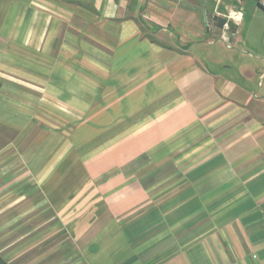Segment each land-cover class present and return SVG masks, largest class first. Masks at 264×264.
<instances>
[{
	"label": "crops",
	"instance_id": "obj_1",
	"mask_svg": "<svg viewBox=\"0 0 264 264\" xmlns=\"http://www.w3.org/2000/svg\"><path fill=\"white\" fill-rule=\"evenodd\" d=\"M0 57L61 116L0 91L7 264H264L257 0H0Z\"/></svg>",
	"mask_w": 264,
	"mask_h": 264
},
{
	"label": "rangeland",
	"instance_id": "obj_2",
	"mask_svg": "<svg viewBox=\"0 0 264 264\" xmlns=\"http://www.w3.org/2000/svg\"><path fill=\"white\" fill-rule=\"evenodd\" d=\"M259 6V5H258ZM254 18L253 20L255 22H257V9L258 7L256 6L255 4V1H254ZM252 54V56L250 57H246L249 61H255L257 62V60L253 59V56L257 54V52L255 51H252L250 52ZM29 55V53H28ZM249 56V55H248ZM256 57V56H254ZM243 57H240V60H242ZM0 60H1V57H0ZM10 61L9 59H6V62ZM9 63V62H8ZM4 69V70H2ZM10 68H8L7 66L6 67H0V91H4L6 93V95L8 96V92L6 90H9V86L10 87H14L16 88L18 91L21 92V100L19 99H16V102H21L22 104V107L25 108L26 110L27 109H30V107L32 109H39V111H36V113H33L31 114L30 116L28 115V113L26 111L23 112V121H26L28 120V122H34V123H45L47 121H50L52 118H60L61 116L59 115H51V114H47L45 113V110H44V107L46 105V102H47V99H45L43 96H45V87H44V82L42 81H31V82H28V81H25L24 79L25 78H30L29 76H24L23 74V81L20 82H13V81H10L9 78H11V73L9 72ZM26 70L27 71V74L29 73L30 75H33V78L39 76V78H42L44 77V74H46V70L45 68L43 67H29V66H24L23 67V71ZM260 71H263L264 72V64L261 65V69ZM225 72H229L228 70L225 71ZM231 75H234L236 74V70L235 69H231L230 72H229ZM261 82L264 83V79H261ZM14 91V90H12ZM263 91H264V88H263ZM10 92V91H9ZM29 96H36L38 98H29ZM0 101L2 102V104H6L8 105V103H13L15 100L13 98L11 99H5L4 95L1 96V92H0ZM24 110V109H23ZM59 114V113H58ZM27 122V123H28ZM71 125V124H69ZM6 138H9V137H12L13 136V132L11 131V129H7L6 130ZM60 132V131H59ZM71 133V130L68 131ZM80 165V166H79ZM82 165L80 163H77L75 162L74 164H71V172H75V173H78V174H81V171L82 170ZM80 170V171H79Z\"/></svg>",
	"mask_w": 264,
	"mask_h": 264
},
{
	"label": "built area",
	"instance_id": "obj_3",
	"mask_svg": "<svg viewBox=\"0 0 264 264\" xmlns=\"http://www.w3.org/2000/svg\"><path fill=\"white\" fill-rule=\"evenodd\" d=\"M257 3L264 10V0H257Z\"/></svg>",
	"mask_w": 264,
	"mask_h": 264
},
{
	"label": "water",
	"instance_id": "obj_4",
	"mask_svg": "<svg viewBox=\"0 0 264 264\" xmlns=\"http://www.w3.org/2000/svg\"><path fill=\"white\" fill-rule=\"evenodd\" d=\"M223 23H225V20L222 18H218V27H221L223 25Z\"/></svg>",
	"mask_w": 264,
	"mask_h": 264
},
{
	"label": "clouds",
	"instance_id": "obj_5",
	"mask_svg": "<svg viewBox=\"0 0 264 264\" xmlns=\"http://www.w3.org/2000/svg\"><path fill=\"white\" fill-rule=\"evenodd\" d=\"M233 15H234V18L236 19V21H239L241 19L240 15H235V14H233Z\"/></svg>",
	"mask_w": 264,
	"mask_h": 264
},
{
	"label": "trees",
	"instance_id": "obj_6",
	"mask_svg": "<svg viewBox=\"0 0 264 264\" xmlns=\"http://www.w3.org/2000/svg\"><path fill=\"white\" fill-rule=\"evenodd\" d=\"M0 264H7V263L0 257Z\"/></svg>",
	"mask_w": 264,
	"mask_h": 264
}]
</instances>
